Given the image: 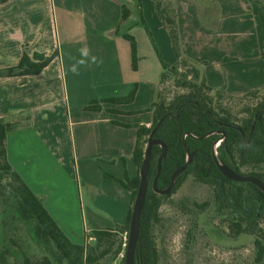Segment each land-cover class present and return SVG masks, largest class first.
<instances>
[{"label":"crops","instance_id":"crops-1","mask_svg":"<svg viewBox=\"0 0 264 264\" xmlns=\"http://www.w3.org/2000/svg\"><path fill=\"white\" fill-rule=\"evenodd\" d=\"M252 2L264 7V0H0V123L10 171L37 198L56 197L60 181L97 161L123 164L133 179L136 131L153 119L146 109L161 73L156 49L165 63L177 62L168 25L179 60L208 87L233 98L263 91L264 24ZM124 35L135 40L136 71ZM134 88L132 101L109 102ZM119 188L124 226L132 194Z\"/></svg>","mask_w":264,"mask_h":264},{"label":"trees","instance_id":"trees-1","mask_svg":"<svg viewBox=\"0 0 264 264\" xmlns=\"http://www.w3.org/2000/svg\"><path fill=\"white\" fill-rule=\"evenodd\" d=\"M252 10L264 24V7L261 2H252ZM122 18L125 19L124 11ZM144 28L148 33L145 25ZM167 28L177 62L174 64L165 63L156 49L161 73L155 99L146 109L152 113V123L149 128L139 127L137 129L132 155L137 174L133 179H127V183L121 181L120 184L131 191L132 201H134L139 184V167L144 156L147 137L162 118V122L153 134V138L160 140L167 147L166 158L161 164L160 176L157 181L158 189L166 188L170 183L172 173L185 162L186 153L182 140L185 133L200 137L208 132L221 130L225 133V138L217 148L220 161L234 172L242 176L255 177L264 183V171L262 170L264 169V98L251 108L248 116L242 119L240 124L232 121L229 111L222 107L216 109L214 106L215 101L224 98L257 99L261 91L257 90L243 97L233 98L222 90H214L208 87L196 69H184L186 66L183 61L179 60L176 49L174 27L168 25ZM123 37L130 45L131 69L136 71L138 58L135 40L128 35ZM39 61L40 63L33 73L37 74L45 63L43 59H39ZM21 67L10 69L7 73L14 74L16 70H21ZM167 82H170L175 88L185 90L186 93L167 98L161 91V86ZM135 92L136 88L127 97L109 102H130L133 100ZM87 109L97 110L99 107L91 105ZM221 125H227L229 128L223 129L219 127ZM4 130V125L0 123V203L6 182L9 193L16 197L20 203L22 216L33 222L35 236L43 243L52 246L51 254L58 264L63 261L66 264H93L109 255L114 258L119 256L123 251L124 242L118 241L115 247L116 241L113 238L115 231L95 230L92 234L95 245L89 248L85 245L73 244L66 238L45 210L42 201L35 197L22 181L10 171L5 158ZM217 138H219L217 135L202 140L193 139L189 136L185 137V146L194 153L192 164L179 176L171 194L188 177H192L198 184L209 187L212 191L211 203H205L202 206L213 209L215 218L220 219V224L226 228L225 231H221L226 237L230 239H237L241 235L252 237L253 253L249 264H264V235L259 227V222L264 219V196L252 184L235 183L225 179L220 174L211 156L212 143ZM160 151V148L156 146L152 147L151 150L147 175L148 186L133 264L158 263L153 228L160 222L158 212L162 201L169 197L157 195L151 188ZM242 169H250V171L244 174L241 172ZM130 213L131 208L128 211L124 227L117 229L116 232L121 231L127 235ZM122 262L124 264V255ZM0 264H7L3 253H0ZM26 264H52V262L49 258H43L35 263L27 260Z\"/></svg>","mask_w":264,"mask_h":264},{"label":"rangeland","instance_id":"rangeland-1","mask_svg":"<svg viewBox=\"0 0 264 264\" xmlns=\"http://www.w3.org/2000/svg\"><path fill=\"white\" fill-rule=\"evenodd\" d=\"M161 91L167 98L186 93L185 90L173 87L170 82L163 84ZM263 98L264 91H261L257 99L224 98L215 101L214 106L229 111L232 121L240 124L251 108ZM119 168H123V164L113 167L106 161H97L90 169L81 165L80 172L75 173L73 179L68 177L66 182H59L56 197H39L42 202L52 206L56 224L71 243L94 247L92 234L97 228L115 231V247L118 241L124 242L125 233L116 230L124 227L118 225L126 204L120 195L119 185L122 186L121 181L127 183L128 178L124 170ZM248 171L250 169L241 170L244 174ZM1 197L0 253L4 254L7 264H26L27 260L35 263L43 258L58 264L52 257V246L40 241L34 234L33 222L22 216L20 203L9 193L6 182ZM211 200V189L188 177L177 186L173 194L162 201L158 212L160 222L153 228L157 264L250 263L252 237H226L221 232L226 228L220 224V219L215 218L213 209L202 206L211 203ZM132 205L133 201L131 208ZM259 227L264 235V219L259 222ZM124 250L123 247L121 254L115 258L109 255L93 264H123Z\"/></svg>","mask_w":264,"mask_h":264},{"label":"water","instance_id":"water-1","mask_svg":"<svg viewBox=\"0 0 264 264\" xmlns=\"http://www.w3.org/2000/svg\"><path fill=\"white\" fill-rule=\"evenodd\" d=\"M163 118L160 119L157 123V125L153 128V130L150 132V134L147 137L146 146L144 150V156L141 161V165L139 167V184L136 191V195L133 201V205L131 208L130 213V220L128 224V232H127V242L125 245L124 250V264H133L134 261V251L137 244V239L139 235V229H140V220H141V214L145 202L146 192H147V186H148V169L150 165V158H151V150L152 147H159L160 148V154L157 158L156 162V173L154 176V179L152 181V190L155 194L160 196H169L171 192L173 191L177 180L179 176L183 174V172L186 170L187 167H189L192 164L193 159V152H190L189 149L185 146V137L189 136L193 139H206L210 136L219 135V138H217L213 143L211 147V156L214 161V164L220 174L227 180L235 182V183H249L255 186L264 196V183L260 180H258L255 177L252 176H242L233 170H231L227 165H225L217 155V148L220 145L222 141H224L225 133L223 131H212L208 132L200 137H196L192 134L185 133L182 137L183 145L185 147V162L183 165L178 167L171 175L170 183L169 185L164 189H158L157 188V181L160 176L161 171V164L166 158L167 154V147L161 142L160 140L153 138V134L157 130L158 126L162 122Z\"/></svg>","mask_w":264,"mask_h":264},{"label":"built area","instance_id":"built-area-1","mask_svg":"<svg viewBox=\"0 0 264 264\" xmlns=\"http://www.w3.org/2000/svg\"><path fill=\"white\" fill-rule=\"evenodd\" d=\"M126 242H127V235L125 234V235H124V243H123V247H124V248H125Z\"/></svg>","mask_w":264,"mask_h":264},{"label":"flooded vegetation","instance_id":"flooded-vegetation-1","mask_svg":"<svg viewBox=\"0 0 264 264\" xmlns=\"http://www.w3.org/2000/svg\"><path fill=\"white\" fill-rule=\"evenodd\" d=\"M219 127L223 128V129H225V128H229V126H227V125H221V126H219ZM221 131H223V130H221ZM217 136L219 137V135H217ZM151 188H152V185H151Z\"/></svg>","mask_w":264,"mask_h":264}]
</instances>
